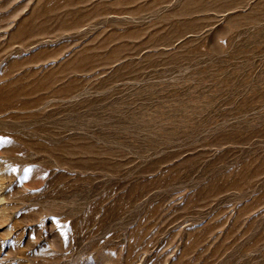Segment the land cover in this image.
Masks as SVG:
<instances>
[{"label":"rangeland","instance_id":"1","mask_svg":"<svg viewBox=\"0 0 264 264\" xmlns=\"http://www.w3.org/2000/svg\"><path fill=\"white\" fill-rule=\"evenodd\" d=\"M0 264H264V0H0Z\"/></svg>","mask_w":264,"mask_h":264}]
</instances>
